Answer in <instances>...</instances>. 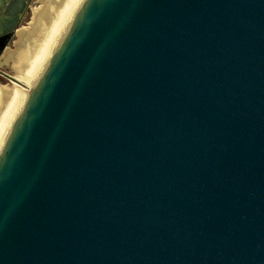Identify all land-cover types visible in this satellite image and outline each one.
I'll return each instance as SVG.
<instances>
[{"label": "water", "instance_id": "obj_1", "mask_svg": "<svg viewBox=\"0 0 264 264\" xmlns=\"http://www.w3.org/2000/svg\"><path fill=\"white\" fill-rule=\"evenodd\" d=\"M0 264H264V0H85L0 158Z\"/></svg>", "mask_w": 264, "mask_h": 264}, {"label": "bare ground", "instance_id": "obj_2", "mask_svg": "<svg viewBox=\"0 0 264 264\" xmlns=\"http://www.w3.org/2000/svg\"><path fill=\"white\" fill-rule=\"evenodd\" d=\"M83 1L42 0L43 5L36 10L32 25L22 33L18 48L4 55V59L11 62L13 77L20 82H0V158L19 121V115L27 107L42 80L46 70H43L44 66L60 34L76 11L81 10L79 7Z\"/></svg>", "mask_w": 264, "mask_h": 264}, {"label": "rangeland", "instance_id": "obj_3", "mask_svg": "<svg viewBox=\"0 0 264 264\" xmlns=\"http://www.w3.org/2000/svg\"><path fill=\"white\" fill-rule=\"evenodd\" d=\"M83 3H84V1L81 3L79 8H82ZM42 5H43L42 0H33L28 12L25 14V17H24L20 27L17 29V31L15 33V36H14L15 38H14L13 43L10 44L9 47H8L9 48V53L15 51L18 48L19 43L22 41V39H21L22 38V33L30 28V26L32 25V23L34 21V16H35L36 10H39L42 7ZM79 10L80 9H78L76 11L77 13H75L74 17L70 20V22L64 28L62 34H60V36H59V38L57 40L56 46L54 47V50H53L52 54L49 56L48 61L46 62L43 70H45V68H47L48 65L51 63V61L54 58L55 54L57 53L59 47L61 46L62 42L64 41L66 35L68 34V32H69V30H70V28H71V26L73 24L72 21L74 20L75 16H77ZM4 63L6 64V67H4L2 65ZM0 69L5 71L6 73H8L11 76H14V70L12 68L11 62L6 61L4 58L1 61ZM0 82H2V83H12L13 80H11L9 77H7L6 75H4L3 73L0 72ZM25 109H26V107L24 108V110ZM24 110H23V112H24ZM23 112L19 115V117H18L19 119L22 116ZM16 125H17V123H16Z\"/></svg>", "mask_w": 264, "mask_h": 264}, {"label": "flooded vegetation", "instance_id": "obj_4", "mask_svg": "<svg viewBox=\"0 0 264 264\" xmlns=\"http://www.w3.org/2000/svg\"><path fill=\"white\" fill-rule=\"evenodd\" d=\"M11 1H12V0H10V2H11ZM10 2L6 3L5 5H0V18H1L2 15L6 14V12H9L10 6H12V5L10 4ZM32 2H33V0H30V1L28 2V4H27V8H26V10H25L24 15L22 16L21 22L19 23V26H18V27H20V25H21V23H22V21H23V19H24V17H25V14L28 12V10H29V8H30ZM4 36H5V33L0 35V44H1V39H2V37H4ZM14 36H15V34H14ZM14 38H15V37H14ZM14 38H12V39L14 40ZM10 44H11V42H8L7 45L9 46ZM6 47H7V46H6Z\"/></svg>", "mask_w": 264, "mask_h": 264}]
</instances>
